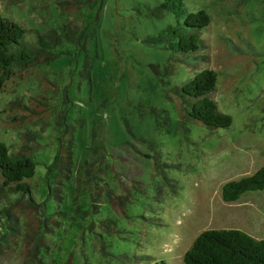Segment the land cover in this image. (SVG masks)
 Instances as JSON below:
<instances>
[{
  "label": "rangeland",
  "instance_id": "obj_1",
  "mask_svg": "<svg viewBox=\"0 0 264 264\" xmlns=\"http://www.w3.org/2000/svg\"><path fill=\"white\" fill-rule=\"evenodd\" d=\"M164 1L0 0L31 50L38 33L75 25L85 35L0 89V140L36 162L26 180L36 202L10 189L0 197V264H184L206 230L264 239V191L231 203L222 192L264 166V0H183L211 17L208 59L169 78L152 65L163 68L170 52L147 42L174 22L150 14ZM205 69L219 74L212 98L233 117L229 128L189 121L172 91ZM67 126L74 169L54 199L47 166Z\"/></svg>",
  "mask_w": 264,
  "mask_h": 264
},
{
  "label": "trees",
  "instance_id": "obj_2",
  "mask_svg": "<svg viewBox=\"0 0 264 264\" xmlns=\"http://www.w3.org/2000/svg\"><path fill=\"white\" fill-rule=\"evenodd\" d=\"M150 14L157 19H163L167 14L174 18L173 23L147 39L150 45L163 47L170 52L163 68L152 65L158 76L169 78L175 75L178 64L193 68L206 62L208 57L200 54L201 50L206 49L202 32L211 25V17L205 10L191 12L183 0H165L150 9ZM79 28L75 25L64 26L60 36L38 33L37 46L31 50L26 44L25 29L0 16V89L16 75L18 69L24 70L41 58L47 61L58 58L65 42H83L85 35ZM88 74L90 76V71ZM217 78L218 72L205 69L172 88L181 101L184 117L214 130L226 129L233 124V117L223 113L212 98L218 85ZM152 112L161 115L155 109ZM163 117V124H167L170 118ZM161 124L158 121L159 128ZM67 133H70L68 138ZM58 141V150L53 162L47 166L46 174L49 195L54 196V199H58L59 186L69 181L74 169L73 140L68 126ZM8 150L7 145L0 140V174L3 178L0 197L6 198L5 190L10 189L11 192L27 196L30 201L36 202L33 190L26 182L35 176L36 162L31 156L12 155ZM256 191H264V166L250 176L226 183L222 192L224 201L231 203L247 192ZM6 212L10 218L8 229L16 232L19 229V219L8 209ZM184 264H264V239H255L237 229L206 230L185 253Z\"/></svg>",
  "mask_w": 264,
  "mask_h": 264
}]
</instances>
